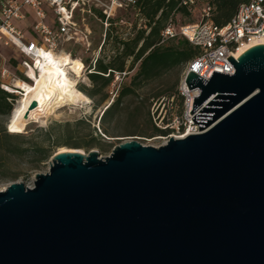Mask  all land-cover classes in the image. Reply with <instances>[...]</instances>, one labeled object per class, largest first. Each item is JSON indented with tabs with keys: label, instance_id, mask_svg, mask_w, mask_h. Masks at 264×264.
I'll list each match as a JSON object with an SVG mask.
<instances>
[{
	"label": "water",
	"instance_id": "95a60500",
	"mask_svg": "<svg viewBox=\"0 0 264 264\" xmlns=\"http://www.w3.org/2000/svg\"><path fill=\"white\" fill-rule=\"evenodd\" d=\"M235 56L233 73L186 75L207 129L59 150L0 189V264H264V42Z\"/></svg>",
	"mask_w": 264,
	"mask_h": 264
},
{
	"label": "built area",
	"instance_id": "2783aa9c",
	"mask_svg": "<svg viewBox=\"0 0 264 264\" xmlns=\"http://www.w3.org/2000/svg\"><path fill=\"white\" fill-rule=\"evenodd\" d=\"M199 5V13L195 20L178 22L177 8L184 7L194 11ZM116 8H140L139 0H0V43L12 45L23 56L22 65L27 79L28 70L35 64V57L41 51H66L69 55L78 57V46L88 48L92 27L103 24L105 27L125 21L122 16L114 14ZM213 4L210 0H177L176 7L171 11L160 31L159 42H165L175 35H183L198 52L183 66L177 87L181 97L179 113L166 117L160 126L168 130L167 136L198 133L209 126L198 129V123L191 118L206 105L203 101L194 111L193 96L199 94L198 87L188 88L186 75L189 70L208 79L213 70L233 73L235 67L226 58H233L244 45L259 42L264 39V0H246L241 2L236 11L223 24L211 20ZM24 21V28L17 25ZM130 24L131 22L128 21ZM69 43L73 50H65ZM96 58V57H95ZM126 71H118L124 74ZM9 69L3 67L2 76H8ZM6 80L0 81V86L6 88ZM163 119V117H162ZM159 125V124H158Z\"/></svg>",
	"mask_w": 264,
	"mask_h": 264
},
{
	"label": "rangeland",
	"instance_id": "374dc122",
	"mask_svg": "<svg viewBox=\"0 0 264 264\" xmlns=\"http://www.w3.org/2000/svg\"><path fill=\"white\" fill-rule=\"evenodd\" d=\"M199 10V5H197L195 10L191 12L178 11L177 18L175 19L178 22L193 21L196 19ZM114 14L121 15L125 21H120L107 27L100 23L95 24L92 27L90 42L87 44L89 47L87 48L86 45L78 46V57L70 55L72 58L80 59L83 63L81 74L76 82L78 88V85H85L89 88L93 86V82L87 76V72L90 70L87 63L93 64L95 57L108 59L111 55L119 53L122 50L121 39L131 38L140 27H147L145 25V17L139 8L122 10L116 8ZM128 21L131 23L129 24ZM16 23L19 27L24 28V21H17ZM64 49L70 51L74 48L69 43H66ZM22 59L23 56L14 46L0 43V81L6 80L8 85L4 89L12 91L15 94L13 110L23 97L22 90L14 87L15 82L17 80L32 82L24 74ZM85 59H88L87 63L84 62ZM137 64L138 62L124 74H118V71H115L112 81L103 89V92L106 93L105 97L96 105L95 103L100 99L103 92H97L93 96H89L84 92L88 100L85 99L79 102L76 101L56 106L51 112L39 113L37 117H30L23 125L16 126L15 128L20 129L22 132H33V140L39 141L43 136L42 132L38 129L39 126H47L55 121L69 120L72 122L69 126V131L73 133L71 143L85 144L87 138H82L80 135L93 127L96 130L94 133L101 135L102 141L110 143V145L105 146L107 149H101L97 145L92 147H74L72 146L73 144H62L55 146L53 153L59 150H78L87 154L89 150L94 149L99 152L100 156H105L111 152L115 144L125 140L136 139L143 144L156 146L166 142L169 138L167 136L168 130L156 131L154 126L162 128L160 125L166 121L167 116L173 117L174 114L180 111L181 97L177 94L180 74H178L176 69L163 72L150 80H144L140 83L136 82L133 86L134 90L122 97L121 109L109 122L105 123L109 133L113 135H107L103 132V125L100 120L102 110L114 100L122 85H131L132 75L137 69ZM3 67L9 69L8 76L1 75ZM70 73L71 77H75L72 71ZM79 118H84L89 123V126L73 124ZM11 125L12 121L10 122ZM51 157L37 170L30 169L29 162H21L16 159L11 161L8 171L17 173L18 176L16 179L11 180L9 176H4L0 172V189L5 188L10 182L15 180L22 181L25 185H32L35 173L45 172L49 169Z\"/></svg>",
	"mask_w": 264,
	"mask_h": 264
},
{
	"label": "trees",
	"instance_id": "16d2710c",
	"mask_svg": "<svg viewBox=\"0 0 264 264\" xmlns=\"http://www.w3.org/2000/svg\"><path fill=\"white\" fill-rule=\"evenodd\" d=\"M139 1L147 27H140L131 38L121 39L122 50L111 55L108 59L96 57L93 64L87 63L88 59H85L84 62L90 69L87 76L93 82V86L89 88L85 85H78L83 93L93 96L97 92H103V89L112 81L115 71H127L138 62L137 69L132 75L131 85H122L118 90V95L103 109L100 115L103 132L107 135L113 134L109 133L105 123L109 122L121 109L122 97L134 90L133 86L136 82L153 79L171 69L178 71L180 79L184 64L199 50L183 35H175L165 42H159L160 31L171 11L176 7L177 0ZM243 1L246 0H210L213 4L211 20L217 24H223ZM176 10L190 12L184 7H178ZM105 95L106 93L103 92L95 105ZM14 98L15 94L12 91L0 86V172L4 176H9L11 180L18 176L17 173L8 171L10 162L15 159L29 162V168L37 170L52 156L55 146L73 144L74 147H92L97 145L101 149H107L105 146L110 145L109 142L102 141L101 135L94 133L96 132L94 127L80 135L82 138H87L85 144L71 143L73 133L69 131V126L72 124L69 120L55 121L47 126H39L38 129L43 134L39 141L33 140L31 131H10L7 128V123L13 110ZM73 124L89 126L84 118L77 119ZM154 128L156 131H166V129L157 126Z\"/></svg>",
	"mask_w": 264,
	"mask_h": 264
},
{
	"label": "bare ground",
	"instance_id": "6f19581e",
	"mask_svg": "<svg viewBox=\"0 0 264 264\" xmlns=\"http://www.w3.org/2000/svg\"><path fill=\"white\" fill-rule=\"evenodd\" d=\"M261 41L264 42V39L259 42ZM246 46L248 45L240 47L238 52ZM35 64L36 66L28 70V77L32 82L17 80L14 84V87L22 90L23 97L12 113V127L23 125L27 119L37 117L39 113L51 112L56 106L88 98L76 86L83 66L80 59L72 58L66 51H41L40 55L35 57ZM71 71L75 77L70 76ZM32 99L36 100L37 105L28 109ZM27 111L28 116L24 117Z\"/></svg>",
	"mask_w": 264,
	"mask_h": 264
},
{
	"label": "snow or ice",
	"instance_id": "6c2138e0",
	"mask_svg": "<svg viewBox=\"0 0 264 264\" xmlns=\"http://www.w3.org/2000/svg\"><path fill=\"white\" fill-rule=\"evenodd\" d=\"M10 130H11V131H13V132L20 131V129H18V128H15V127H11V128H10Z\"/></svg>",
	"mask_w": 264,
	"mask_h": 264
}]
</instances>
